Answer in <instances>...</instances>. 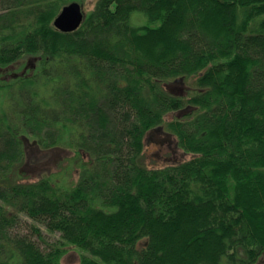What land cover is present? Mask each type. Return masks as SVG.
I'll use <instances>...</instances> for the list:
<instances>
[{"label":"trees","instance_id":"obj_1","mask_svg":"<svg viewBox=\"0 0 264 264\" xmlns=\"http://www.w3.org/2000/svg\"><path fill=\"white\" fill-rule=\"evenodd\" d=\"M86 5L0 0V101L20 90L0 106V264H64L72 246L79 264H258L264 0ZM157 131L177 158L150 151Z\"/></svg>","mask_w":264,"mask_h":264},{"label":"rangeland","instance_id":"obj_2","mask_svg":"<svg viewBox=\"0 0 264 264\" xmlns=\"http://www.w3.org/2000/svg\"><path fill=\"white\" fill-rule=\"evenodd\" d=\"M86 1H87V5H86L87 8L85 7L86 8L85 10L89 11V9L94 6L95 0H86ZM143 18H145V17H143ZM132 20H133V23H135V24H137V23L142 24L144 21L140 15H136V14L133 15ZM174 86L176 87V89L182 90L180 85H174ZM19 93H20V90L18 89V87H15L13 90V95H9V97L6 100V103L4 101H2V102L0 101V106L6 108L7 104H10V103L15 104V97L18 98ZM155 139H157L155 142H157L158 144L159 143L166 144V149H161L157 143H154V142L152 143V145L150 146V151L152 153H156L155 156H158L160 154V155H162V158L166 159V158L173 155L177 158L179 156V154L181 153V151L178 150L177 147L172 149V147L175 146V140L173 138L169 137L168 135H166L160 131H157L155 133ZM172 139H173V141H172ZM38 155H40V156L36 159H40L39 160L40 163H46V162L49 163L48 159L50 157L46 158V157L42 156V154H40V153H38ZM63 163H65V164H63L62 166L60 165L58 167H55L56 177L65 186L66 185L69 186L68 183L72 184L73 182L75 183L78 180L79 171H78L75 163L67 162V161H64ZM45 165H47V163ZM59 170H61V171H59ZM48 236L49 237H54V236L57 237V235L52 236L50 234H48ZM263 260H264V258H260L259 259L260 262H258V264H264ZM79 261H80V252L73 246L69 247L66 254L63 257V263L64 264H79Z\"/></svg>","mask_w":264,"mask_h":264},{"label":"water","instance_id":"obj_3","mask_svg":"<svg viewBox=\"0 0 264 264\" xmlns=\"http://www.w3.org/2000/svg\"><path fill=\"white\" fill-rule=\"evenodd\" d=\"M84 11L78 1L65 5L54 19V25L65 32L79 28L84 20Z\"/></svg>","mask_w":264,"mask_h":264}]
</instances>
